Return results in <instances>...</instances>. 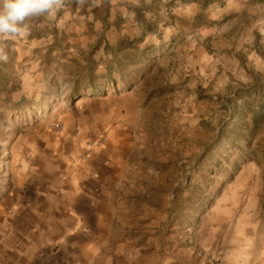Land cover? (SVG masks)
Listing matches in <instances>:
<instances>
[{
  "label": "rangeland",
  "instance_id": "1",
  "mask_svg": "<svg viewBox=\"0 0 264 264\" xmlns=\"http://www.w3.org/2000/svg\"><path fill=\"white\" fill-rule=\"evenodd\" d=\"M28 24L0 38V203L72 137V163L123 159L90 264H264V0H59Z\"/></svg>",
  "mask_w": 264,
  "mask_h": 264
},
{
  "label": "crops",
  "instance_id": "2",
  "mask_svg": "<svg viewBox=\"0 0 264 264\" xmlns=\"http://www.w3.org/2000/svg\"><path fill=\"white\" fill-rule=\"evenodd\" d=\"M70 139L44 138L30 165L22 162L17 185L0 203V264H90L85 218L111 217L123 159L97 151L72 163Z\"/></svg>",
  "mask_w": 264,
  "mask_h": 264
},
{
  "label": "clouds",
  "instance_id": "3",
  "mask_svg": "<svg viewBox=\"0 0 264 264\" xmlns=\"http://www.w3.org/2000/svg\"><path fill=\"white\" fill-rule=\"evenodd\" d=\"M59 0H0V38L27 36L32 17L40 16ZM0 56V60H6Z\"/></svg>",
  "mask_w": 264,
  "mask_h": 264
},
{
  "label": "built area",
  "instance_id": "4",
  "mask_svg": "<svg viewBox=\"0 0 264 264\" xmlns=\"http://www.w3.org/2000/svg\"><path fill=\"white\" fill-rule=\"evenodd\" d=\"M0 241H1V234H0Z\"/></svg>",
  "mask_w": 264,
  "mask_h": 264
}]
</instances>
